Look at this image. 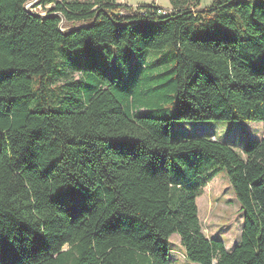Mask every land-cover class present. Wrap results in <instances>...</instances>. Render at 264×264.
<instances>
[{"label": "trees", "instance_id": "16d2710c", "mask_svg": "<svg viewBox=\"0 0 264 264\" xmlns=\"http://www.w3.org/2000/svg\"><path fill=\"white\" fill-rule=\"evenodd\" d=\"M29 1L0 0V264H170L175 233L190 261L264 264V135L238 154L172 131L264 121V0ZM130 52L138 68H101ZM220 171L244 215L231 249L198 215Z\"/></svg>", "mask_w": 264, "mask_h": 264}, {"label": "rangeland", "instance_id": "374dc122", "mask_svg": "<svg viewBox=\"0 0 264 264\" xmlns=\"http://www.w3.org/2000/svg\"><path fill=\"white\" fill-rule=\"evenodd\" d=\"M39 0H30L28 7L36 13L45 14L47 7L37 6ZM82 1V0H81ZM129 3L150 4L153 1L163 8H170V0H127ZM212 0H202L204 6ZM133 6V5H132ZM137 5L133 6L136 7ZM64 28L75 24L63 22ZM76 60L87 62L86 53H79L77 49ZM127 63L116 54L110 57L102 56L101 68L108 73L121 76L127 69L139 67V60L133 57V53H124ZM80 74L75 72L76 80ZM64 81H61L62 84ZM173 134L186 136L197 134L213 135L220 141L228 143L238 154H242L244 146L253 140H258L264 135V121H174L172 122ZM3 132L0 130V145ZM198 215L206 236L220 239L225 242L228 249L233 248L240 240L243 228V211L239 204L232 185L224 171H220L204 187L202 194L197 198ZM170 264H200L186 258L177 233L170 237ZM67 249V246L65 247Z\"/></svg>", "mask_w": 264, "mask_h": 264}, {"label": "crops", "instance_id": "0c3cea01", "mask_svg": "<svg viewBox=\"0 0 264 264\" xmlns=\"http://www.w3.org/2000/svg\"><path fill=\"white\" fill-rule=\"evenodd\" d=\"M155 3H156V1H154ZM127 4L128 5H133V6H135V5H138V3H129L128 1H127ZM158 6H160L161 7V5L160 4H158V3H156ZM202 6H204L203 4H202ZM163 8V7H162ZM164 9H171V7L170 8H164Z\"/></svg>", "mask_w": 264, "mask_h": 264}, {"label": "built area", "instance_id": "2783aa9c", "mask_svg": "<svg viewBox=\"0 0 264 264\" xmlns=\"http://www.w3.org/2000/svg\"><path fill=\"white\" fill-rule=\"evenodd\" d=\"M118 2H120V3H126L127 2V0H117ZM29 3V2H28ZM26 7L28 8V9H30L29 7H28V4L26 5ZM32 10V9H31Z\"/></svg>", "mask_w": 264, "mask_h": 264}, {"label": "water", "instance_id": "95a60500", "mask_svg": "<svg viewBox=\"0 0 264 264\" xmlns=\"http://www.w3.org/2000/svg\"><path fill=\"white\" fill-rule=\"evenodd\" d=\"M37 3V2H36Z\"/></svg>", "mask_w": 264, "mask_h": 264}]
</instances>
